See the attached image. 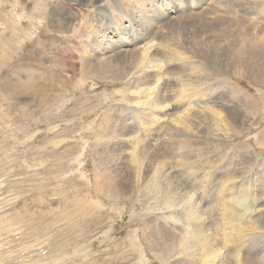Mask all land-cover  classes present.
<instances>
[{"label": "bare ground", "instance_id": "1", "mask_svg": "<svg viewBox=\"0 0 264 264\" xmlns=\"http://www.w3.org/2000/svg\"><path fill=\"white\" fill-rule=\"evenodd\" d=\"M113 1L115 10L103 13L107 20H86L75 50L78 65L69 67L78 82L119 83L121 98L114 104L133 118L131 125L123 112H104L93 134L96 191L113 202L129 201L130 210L138 205L142 245L132 240L162 264H264V254L258 255L264 162L257 182L244 181L243 152L238 168L233 161L223 168L209 206L195 200L197 190L206 195L202 185L251 127L256 106L225 100L227 93L217 88L239 90V96L244 92L235 78L264 84V0ZM51 26L77 30L65 15ZM259 156L255 151L253 162Z\"/></svg>", "mask_w": 264, "mask_h": 264}, {"label": "rangeland", "instance_id": "2", "mask_svg": "<svg viewBox=\"0 0 264 264\" xmlns=\"http://www.w3.org/2000/svg\"><path fill=\"white\" fill-rule=\"evenodd\" d=\"M113 5V0H0V264H162L147 246H138L143 234L138 205L130 210L127 200H108L92 178L93 134L104 114L118 110L134 125L129 111L120 112L114 104L122 87L91 77L78 82L69 68L78 65L75 50L86 20H107L103 13L115 10ZM64 15L77 25L74 33L51 26L53 18ZM235 81L242 98L229 87L217 88L219 95L256 108L247 135L235 141L219 171L202 185L206 195L196 191L195 200L205 207L228 162L238 168L247 155L241 179L252 184L264 162V84ZM255 151L260 156L253 162ZM218 155L219 150L209 156ZM208 214L204 209L207 223ZM263 245L258 255L264 254Z\"/></svg>", "mask_w": 264, "mask_h": 264}]
</instances>
